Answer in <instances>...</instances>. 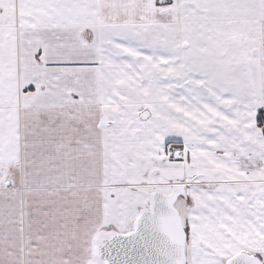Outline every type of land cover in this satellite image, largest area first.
<instances>
[{"label":"snow or ice","instance_id":"obj_1","mask_svg":"<svg viewBox=\"0 0 264 264\" xmlns=\"http://www.w3.org/2000/svg\"><path fill=\"white\" fill-rule=\"evenodd\" d=\"M0 264H264V0H0Z\"/></svg>","mask_w":264,"mask_h":264}]
</instances>
